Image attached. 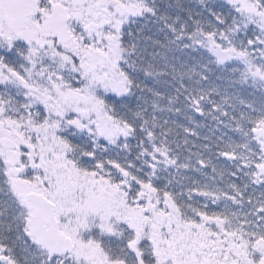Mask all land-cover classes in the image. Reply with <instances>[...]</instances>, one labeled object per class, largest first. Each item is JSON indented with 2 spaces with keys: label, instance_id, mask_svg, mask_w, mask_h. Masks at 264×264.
Listing matches in <instances>:
<instances>
[{
  "label": "snow or ice",
  "instance_id": "snow-or-ice-1",
  "mask_svg": "<svg viewBox=\"0 0 264 264\" xmlns=\"http://www.w3.org/2000/svg\"><path fill=\"white\" fill-rule=\"evenodd\" d=\"M0 264H264V0H0Z\"/></svg>",
  "mask_w": 264,
  "mask_h": 264
}]
</instances>
